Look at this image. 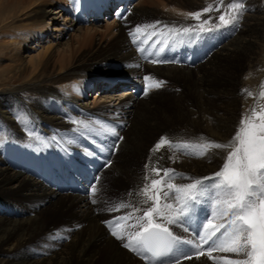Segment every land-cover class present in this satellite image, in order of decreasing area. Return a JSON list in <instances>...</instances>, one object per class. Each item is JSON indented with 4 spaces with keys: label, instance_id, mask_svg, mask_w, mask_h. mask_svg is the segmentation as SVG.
<instances>
[{
    "label": "bare ground",
    "instance_id": "obj_1",
    "mask_svg": "<svg viewBox=\"0 0 264 264\" xmlns=\"http://www.w3.org/2000/svg\"><path fill=\"white\" fill-rule=\"evenodd\" d=\"M80 1L0 0V75L21 80L0 93V264H146L122 245L126 231L143 223L136 219L148 207L140 189L163 176L152 168L174 169L176 179L170 182L186 184L213 177L227 155L225 149L203 156L196 149L169 146L155 151V144L161 137L175 144L227 143L243 115L264 107L259 95L264 73L258 78L261 71L251 60L264 28V7L258 0H239L243 9L229 25L220 24L219 16L230 18L237 10L229 5L238 0H165L167 12L155 8L159 0H136L126 2L120 20L104 17V24L76 20L72 14ZM210 5L212 10L203 13ZM194 12L202 13L199 20L188 15ZM206 19L205 28L227 33L195 66L140 58V48L133 44L154 32L157 38L166 36L173 27L198 31ZM145 25L155 27L135 33ZM24 47L29 49L26 54L20 52ZM145 76L150 79L145 81ZM117 79L128 81L119 92ZM154 80L165 83L154 88ZM143 81L149 83L147 93L136 92ZM73 120L89 128L73 131L78 127ZM77 165L90 181L83 194L65 192L66 175H55L62 169L72 172ZM117 192L120 197L113 196ZM121 203L129 206L120 208ZM204 203L207 223L204 217H211V206ZM129 213V227L123 221L112 229L109 218ZM168 226L178 236L193 238L179 225ZM188 251L175 256L180 264H220L207 256L197 259L194 252L192 259H183Z\"/></svg>",
    "mask_w": 264,
    "mask_h": 264
},
{
    "label": "snow or ice",
    "instance_id": "obj_2",
    "mask_svg": "<svg viewBox=\"0 0 264 264\" xmlns=\"http://www.w3.org/2000/svg\"><path fill=\"white\" fill-rule=\"evenodd\" d=\"M229 8H235L237 11L228 19L225 14H221L220 24L235 23L243 9V3L238 0L237 3L230 4ZM211 10L210 5L202 11L208 13ZM188 15L199 20L202 13L194 12ZM208 23L209 20H204L199 25V31L195 27H185L182 30L173 27L168 31L173 37L193 33L199 35L211 30L204 27ZM220 24H215L214 27L219 28ZM142 27L154 28L155 25L137 26L135 33H140ZM159 54V51H156L149 55L158 57ZM149 79L148 76L144 77L145 81ZM164 83L154 80L152 86L160 88ZM247 95L252 96L253 93L247 92ZM259 95L264 98V91ZM72 123L78 126L73 131L89 128L82 120H73ZM94 123L106 131L115 133L114 128L101 121ZM164 146L174 150L196 149L200 156L206 155L212 149H225L227 155L213 177L195 179L186 184L170 182L176 179L174 169L153 167L152 172L159 174L162 171L163 176L160 179H151L150 183H145L140 189L139 194L144 197L143 203L148 207L143 215L136 219L138 223H143L140 230L131 234L128 242L122 246L138 254H149L142 255V258L151 261V264H180V258L175 257V253L180 250L181 245H187L190 249L182 253L183 259H192L194 252L197 259L207 256L209 260H219L220 264H264V107L259 111L253 107L243 115L234 136L227 143L206 141L198 144H175L161 137L154 150L159 151ZM145 167L148 168V165ZM144 179L148 181V175H145ZM207 180L213 182L206 184ZM96 191L93 186L92 192ZM205 201L211 206V217H204L207 223H202L203 230L185 226L194 214L195 205ZM128 206L123 203L119 205L120 208ZM134 211L140 209L134 208ZM131 216L132 213H129L120 219L127 220ZM168 225L183 227L185 232H191L193 238L181 239ZM111 234L117 239H123L116 231ZM214 252L233 254L236 258L214 257Z\"/></svg>",
    "mask_w": 264,
    "mask_h": 264
},
{
    "label": "rangeland",
    "instance_id": "obj_3",
    "mask_svg": "<svg viewBox=\"0 0 264 264\" xmlns=\"http://www.w3.org/2000/svg\"><path fill=\"white\" fill-rule=\"evenodd\" d=\"M161 1H163V2H161L162 4H164V2H166L165 0H161ZM259 1V3L262 5V7H264V0H258ZM156 4V5H155ZM155 4H153L154 6H155V8L156 9H158V8H163L162 9V12H164V11H166L167 12V10H169V9H167V8H170V7H168L167 5H162V4H160V0H159V3L157 2V3H155ZM160 5L162 6V7H160ZM158 8H157V7ZM165 7V8H164ZM182 17L181 16H174V19L175 20H177V21H181V22H186L185 20H187L186 19V17L185 16H183V18L181 19ZM111 19H113V18H109V19H107V21H110ZM184 20V21H183ZM106 20H104V19H100V22L99 23H103L104 24V22H107ZM97 23V22H96ZM102 24V25H103ZM52 26V25H51ZM142 28H144V27H142ZM69 32V31H68ZM67 34H69V33H67ZM260 38H259V44H258V48L256 49V52H255V56L253 55V58L251 59V60H254V62H255V66H256V70L259 72V71H261V73H259V76H258V78H260L262 75H263V73H264V69H263V67H264V28L263 29H261V32H260ZM67 37V36H66ZM34 46V45H33ZM22 47V46H21ZM24 48H26V49H23V50H20V52L21 53H23V54H26L27 53V50H29V49H27V47H24ZM256 63H257V65H256ZM118 67H121V69L120 70H126V68L125 67H123V66H116L115 68L118 70ZM258 68V69H257ZM110 69V67H108L107 66V68H106V70H109ZM115 70V69H114ZM118 73H121V72H118ZM121 76L122 77H126L125 79H130V78H127V73H124V74H122L121 73ZM12 81V82H11ZM11 81H7L6 80V78H5V76H1L0 75V93L1 92H5V91H7V90H9V89H11L12 87H13V85H15V84H17L18 82H20L21 80L20 79H16V80H11ZM116 81V83L119 85L117 88H116V92H119V91H121L122 89H123V85H125V83L127 84L128 83V81L127 80H119V79H117V80H115ZM11 82V83H10ZM12 84V85H11ZM95 92H94V90H91L90 91V94L92 95V94H94ZM86 94H87V92H86ZM140 95V94H139ZM33 97V96H32ZM85 97V96H84ZM84 100V99H83ZM88 100H91L90 98H88ZM23 105V104H22ZM69 119H67V121H68ZM71 139H73V136H72V138ZM120 192L118 193L117 192V194H115V193H113V196H115V197H120ZM113 213V212H112ZM112 213H111V215H112ZM114 215V214H113ZM112 217H114V216H112Z\"/></svg>",
    "mask_w": 264,
    "mask_h": 264
}]
</instances>
